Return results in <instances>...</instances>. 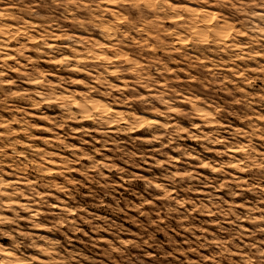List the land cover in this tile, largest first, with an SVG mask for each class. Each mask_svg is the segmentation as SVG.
<instances>
[{"label": "rangeland", "instance_id": "374dc122", "mask_svg": "<svg viewBox=\"0 0 264 264\" xmlns=\"http://www.w3.org/2000/svg\"><path fill=\"white\" fill-rule=\"evenodd\" d=\"M234 2L0 0V264H264V19Z\"/></svg>", "mask_w": 264, "mask_h": 264}, {"label": "clouds", "instance_id": "9594fccd", "mask_svg": "<svg viewBox=\"0 0 264 264\" xmlns=\"http://www.w3.org/2000/svg\"><path fill=\"white\" fill-rule=\"evenodd\" d=\"M232 7L237 8L238 10H247L249 17L259 16L261 19H264V12H260L254 9H264V0H235L232 3ZM10 255V253H9Z\"/></svg>", "mask_w": 264, "mask_h": 264}, {"label": "bare ground", "instance_id": "6f19581e", "mask_svg": "<svg viewBox=\"0 0 264 264\" xmlns=\"http://www.w3.org/2000/svg\"><path fill=\"white\" fill-rule=\"evenodd\" d=\"M212 19V18H211ZM208 24V23H207ZM206 26V25H205ZM194 33V32H193ZM106 109V108H105Z\"/></svg>", "mask_w": 264, "mask_h": 264}]
</instances>
